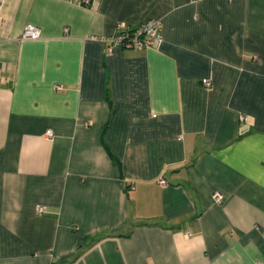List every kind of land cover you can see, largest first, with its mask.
<instances>
[{"label":"crops","instance_id":"obj_1","mask_svg":"<svg viewBox=\"0 0 264 264\" xmlns=\"http://www.w3.org/2000/svg\"><path fill=\"white\" fill-rule=\"evenodd\" d=\"M0 264H264V0H0Z\"/></svg>","mask_w":264,"mask_h":264},{"label":"built area","instance_id":"obj_2","mask_svg":"<svg viewBox=\"0 0 264 264\" xmlns=\"http://www.w3.org/2000/svg\"><path fill=\"white\" fill-rule=\"evenodd\" d=\"M117 27L120 29L117 33L105 37V40L109 42V51L112 49V45L116 44H120L124 47H157L162 41L161 23L160 20L156 18L149 19L129 29L124 28V23L122 22L117 23ZM40 34L41 32L38 27L27 24L19 33L17 39H33L39 37ZM202 82L205 85L210 84V80L206 77L202 78ZM47 134H51V131L47 130ZM160 181L164 182V179L161 178ZM213 199L220 202L222 200V194L220 192H215L213 194ZM37 209L41 211L44 209V206L39 205Z\"/></svg>","mask_w":264,"mask_h":264}]
</instances>
